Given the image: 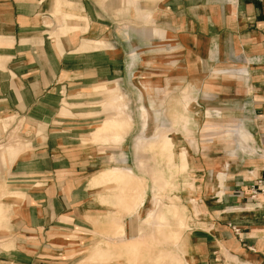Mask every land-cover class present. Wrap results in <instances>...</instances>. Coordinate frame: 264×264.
Masks as SVG:
<instances>
[{"label":"crops","instance_id":"crops-1","mask_svg":"<svg viewBox=\"0 0 264 264\" xmlns=\"http://www.w3.org/2000/svg\"><path fill=\"white\" fill-rule=\"evenodd\" d=\"M155 50L160 53L154 54ZM153 58L162 62L158 67L169 58L176 70L190 69L197 74L205 70L206 78L215 66L233 65L243 72L238 76L244 85L240 86L238 99L243 107L239 111L247 116L251 146L260 154L242 163L239 182L223 187L221 204L211 202L205 212L195 207L201 216L189 238V253L191 264H264V5L255 0H0V120L24 116L44 133L40 139H32L26 158L14 163L10 175L0 166V233L6 223L9 233L0 235V264H98L87 262L92 247L104 240L98 237L96 241L94 230L102 233L108 216L115 233L119 227L125 228L119 226L118 209L113 204L102 220V210L95 206L93 180L113 166L129 169L133 179L141 181L145 208L146 180L132 168L112 164L97 172L99 162L70 161L61 151L47 148L65 81L74 78L85 86L118 81L121 70L131 66L149 75ZM183 76L175 74L174 82H183ZM200 81L194 76L189 79L191 84ZM102 89L106 86L92 87ZM226 91L222 98L231 102L235 96ZM190 100H183L184 108L190 106ZM170 116L171 122L175 116L171 123L175 131L177 113L170 111ZM186 123L180 128L185 133ZM59 131L61 134L62 129ZM166 134L142 145V153H151L158 162L159 177L153 180L145 159L146 165L138 164V170L158 187V192L152 193V199L161 201L156 210L176 213L175 222L167 227L180 229L175 233L184 249L181 234L185 219L162 199L165 191L175 190L171 185L176 186L189 162L186 151L175 152L172 137ZM163 135L170 140L168 148L161 143ZM236 135L238 141L251 140L242 128ZM21 148V152L13 148L1 156L5 159L7 155L11 162L26 146ZM9 179L15 181L7 192L2 181ZM114 181H118V173ZM101 196L98 193L100 203ZM3 208L8 210V222ZM141 237V243L148 244ZM125 243L128 247L118 246L125 248L122 253L127 257L139 252L134 241ZM94 259L98 260L95 255Z\"/></svg>","mask_w":264,"mask_h":264},{"label":"rangeland","instance_id":"rangeland-1","mask_svg":"<svg viewBox=\"0 0 264 264\" xmlns=\"http://www.w3.org/2000/svg\"><path fill=\"white\" fill-rule=\"evenodd\" d=\"M158 53H160L159 50L154 51V54ZM153 59L149 75H143L142 70L134 66L124 67L118 81H104L96 84L105 85L106 89L92 90V87L96 85L85 86L73 78L64 82L59 94L58 114L53 120L52 131H50L51 142L47 149L61 151V155L70 161L99 162V165H95L97 172L112 164L130 167L135 175L146 180L144 209L142 208L141 181L134 180L132 175L128 176V183L124 189L121 185L115 184L119 181L94 184L97 188V196L94 197L95 206L102 210L99 213L100 220L107 216L109 206L113 204V207L118 209V224L119 226L124 224L125 228L119 227L123 235L120 229L115 233L116 227L111 226L110 216H108L104 218V224L107 227L103 228L101 233L98 232V228L95 229L93 222L88 221L95 229V240L97 241L98 237L104 240H101L96 247L91 246L87 262L180 264L176 259L177 256L191 264L189 238L193 235L194 225L197 224L195 221L201 216L195 207L200 211L204 209L203 212H205L209 203L221 204L223 187L227 183L239 182L242 163L256 153L260 154V151L254 152L255 149L251 146L253 140L245 125L247 116L240 114L239 111V108L243 107V101L238 99L242 93L240 86H244L238 82L240 81L238 76H243L240 69L233 65L231 67L215 66L209 69V78H206L205 70L203 72L199 70L200 74H197L190 69L184 72L179 68L181 70L179 72L169 58H167L168 62H164L161 67H158V64L162 62H159L158 58ZM178 73L184 75L183 82L175 83L174 75ZM225 75L236 79L235 82L223 84V80L229 79H223ZM189 76H194V79L198 81L201 80V83H189ZM227 89L231 95L235 96L232 97L231 102L222 98L223 93H227ZM118 93H120L119 98ZM187 97L192 101H189L190 108L186 109L183 106V100ZM63 111H66L68 115H61ZM170 111L177 113L175 131L171 126L175 116L171 122ZM111 115L118 119L115 129L105 130L114 133L112 138H108L109 135L101 132L99 127L103 125L102 121ZM185 123L188 128L186 133L180 130L181 124ZM58 125L63 126L60 128ZM240 128L250 135L251 140H237L236 133ZM60 129H62L61 134ZM164 132L171 135L175 152L183 148L188 156V170L177 177L176 186L171 185L175 190L165 191L167 194L162 199L163 203L171 204L182 213L185 219V227L181 234L184 249L175 233L180 229L167 227L175 222L176 213L174 211L159 213L156 210L161 201L157 197L152 199V193L158 192V187L154 185L148 174L138 170V164L143 167L147 161L148 166L151 167L150 175L153 180L159 177L158 162H155L151 153H142V145L154 141ZM42 136L44 133L24 116L13 115L0 120V166L4 167L5 172L10 175L14 163L26 158L32 139L34 137L40 139ZM22 145L26 148L15 160L9 162L7 155L5 159L1 156L3 152L8 153L13 148H19L21 152ZM165 151L168 150L165 149ZM212 163L213 166H211ZM214 163L219 166H215ZM107 170L109 169L104 171ZM229 173L230 179L227 180ZM14 181L12 179L2 181L3 189L9 192L8 189L13 186ZM185 183H190L191 187ZM119 186L122 188L121 191L114 192V189ZM100 192L101 203L98 200ZM105 193L109 195L104 197ZM2 198L0 197V200ZM20 198L22 199L21 196ZM3 210L8 222V210L6 208ZM144 220L145 223H143ZM2 229L4 231H1L0 235L7 236L9 234L7 223ZM141 236L148 244L141 243ZM127 240L134 241L139 248V252L135 251L134 256L127 257V254L124 255L122 252L115 254L104 244V247H99L101 243L108 241L119 242L118 245L128 247L125 243ZM94 255L98 260L94 259Z\"/></svg>","mask_w":264,"mask_h":264},{"label":"bare ground","instance_id":"bare-ground-1","mask_svg":"<svg viewBox=\"0 0 264 264\" xmlns=\"http://www.w3.org/2000/svg\"><path fill=\"white\" fill-rule=\"evenodd\" d=\"M117 119L118 117L115 116H110L105 118L102 122L103 125L99 127L101 132H104L105 135H109L107 136L108 138H112L114 136V133H110V132H106L109 131L111 129H115L117 126ZM98 130V126L96 127ZM106 130V131H105ZM106 132V133H105ZM161 143L164 145V147L168 148L170 146V140L169 138H167L165 135H163L161 137ZM117 170V171H116ZM116 171V172H115ZM116 173H118V181L119 185H121L123 187V189L127 186L128 183V176L130 177V171L129 169H125V168H119L116 166H113L112 168H109V170L102 172L98 177H96L98 180H93L94 184L98 182L99 183H109L114 181L115 175ZM121 187H116L114 189V192L119 193L121 191ZM104 245H106V247L113 249L114 253L116 252H125V248H123L122 246H118L115 243L112 242H106L104 243ZM120 247V248H118Z\"/></svg>","mask_w":264,"mask_h":264},{"label":"built area","instance_id":"built-area-1","mask_svg":"<svg viewBox=\"0 0 264 264\" xmlns=\"http://www.w3.org/2000/svg\"><path fill=\"white\" fill-rule=\"evenodd\" d=\"M255 1H257L258 3H260V4H263V5H264V0H255Z\"/></svg>","mask_w":264,"mask_h":264}]
</instances>
